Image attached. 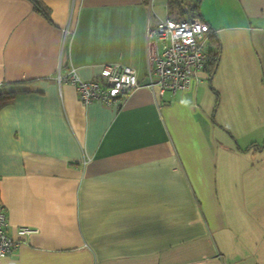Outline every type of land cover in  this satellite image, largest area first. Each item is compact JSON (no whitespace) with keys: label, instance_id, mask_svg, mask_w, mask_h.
Instances as JSON below:
<instances>
[{"label":"crops","instance_id":"obj_1","mask_svg":"<svg viewBox=\"0 0 264 264\" xmlns=\"http://www.w3.org/2000/svg\"><path fill=\"white\" fill-rule=\"evenodd\" d=\"M41 1L50 19L0 0V203L14 237L38 229L0 264H264V0L199 1L219 61L163 95L147 29L169 9ZM114 62L141 86L84 104L69 73Z\"/></svg>","mask_w":264,"mask_h":264},{"label":"built area","instance_id":"obj_2","mask_svg":"<svg viewBox=\"0 0 264 264\" xmlns=\"http://www.w3.org/2000/svg\"><path fill=\"white\" fill-rule=\"evenodd\" d=\"M214 32L201 17L180 20L167 17L150 24L147 29L149 70L145 85L161 95L187 89L192 79L205 69L209 59L208 41ZM68 78L84 104L100 101L108 106H119L126 95L141 86L135 68L118 62L105 64L91 79H83L76 70H72ZM4 86L5 83L0 82V91ZM8 226L7 214L0 206V257L14 254L21 237L38 231L22 226L16 238Z\"/></svg>","mask_w":264,"mask_h":264},{"label":"trees","instance_id":"obj_3","mask_svg":"<svg viewBox=\"0 0 264 264\" xmlns=\"http://www.w3.org/2000/svg\"><path fill=\"white\" fill-rule=\"evenodd\" d=\"M33 3L35 4L36 8L48 19H50V9L41 1V0H32ZM168 6H169V14L171 15L170 17L173 18L172 16L177 13L176 7L179 8V13L180 15H184L185 17L179 18L184 19V18H194V17H201L202 15L199 12V2L198 5L194 7V12H189L187 8L184 6L182 0H169L168 1ZM176 19V18H175ZM203 19V18H202ZM204 20V19H203ZM205 21V20H204ZM213 30V29H212ZM208 51H209V60L207 62L206 68H209V71L213 72L218 61L220 58V52H221V43L220 40L217 36V34L214 32L209 38L208 41ZM213 88V87H212ZM214 89V88H213ZM217 96V100H218ZM1 206V203H0Z\"/></svg>","mask_w":264,"mask_h":264},{"label":"rangeland","instance_id":"obj_4","mask_svg":"<svg viewBox=\"0 0 264 264\" xmlns=\"http://www.w3.org/2000/svg\"><path fill=\"white\" fill-rule=\"evenodd\" d=\"M155 1V7H154V10H156V12L159 14V16L165 18L167 16V13H168V9H169V6H168V1L169 0H154ZM183 1V4L184 6L187 8V10L189 12H194V7L198 5V2L201 1V0H182ZM206 1V0H204ZM203 1V3H204ZM209 1H212V0H209ZM207 2V1H206ZM205 2V3H206ZM220 3H221V0H220ZM199 5H200V2H199ZM208 4L205 5V7H203L205 10L206 8L208 7L207 6ZM212 5H211V9H212ZM176 11L179 12V8L176 7ZM200 12V10H199ZM171 16V15H170ZM181 17H179V15H173L172 17L175 19H179V18H182L183 15L181 14L180 15ZM209 60V59H208ZM207 65V64H206ZM206 68V66H205ZM210 76V73L207 72ZM208 78V77H207ZM207 81V86L209 88L212 87L211 83L209 82L210 81V78H209V81ZM239 186L238 185H231L230 186V193H231V202L232 204L235 203L236 205V208H239Z\"/></svg>","mask_w":264,"mask_h":264}]
</instances>
